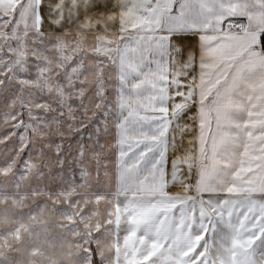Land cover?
<instances>
[{
  "label": "rangeland",
  "instance_id": "1",
  "mask_svg": "<svg viewBox=\"0 0 264 264\" xmlns=\"http://www.w3.org/2000/svg\"><path fill=\"white\" fill-rule=\"evenodd\" d=\"M20 3L0 5V264H118L113 194L160 159L143 153L167 132L181 54L145 13L41 32Z\"/></svg>",
  "mask_w": 264,
  "mask_h": 264
},
{
  "label": "snow or ice",
  "instance_id": "2",
  "mask_svg": "<svg viewBox=\"0 0 264 264\" xmlns=\"http://www.w3.org/2000/svg\"><path fill=\"white\" fill-rule=\"evenodd\" d=\"M27 3L21 0L18 12ZM72 6L81 21L93 14L111 15L113 8L112 0H88L83 13L79 4ZM47 12L44 0L33 6L39 31L60 33L67 15L57 10L50 17ZM169 31L168 53L181 54L184 75L178 95L166 104L167 132L143 153L159 152L160 159L154 158L140 177L135 190L141 198L129 221L135 229L129 234L138 241L152 237L151 251L137 252L136 260L125 264H222L212 249L224 246L226 234L244 240L246 247L264 241V59L238 56L231 39L212 27L196 30L195 36L182 27ZM256 47L264 52V31ZM118 109L114 126L127 119L126 109ZM164 252L176 255L157 260ZM241 264L264 261L244 259Z\"/></svg>",
  "mask_w": 264,
  "mask_h": 264
},
{
  "label": "crops",
  "instance_id": "3",
  "mask_svg": "<svg viewBox=\"0 0 264 264\" xmlns=\"http://www.w3.org/2000/svg\"><path fill=\"white\" fill-rule=\"evenodd\" d=\"M5 1L8 2L1 3L0 1V5H12L16 2V0ZM86 2L88 0H59V3H54L53 0H44L48 9L47 15L50 17H55L57 10L67 15L66 27L61 32H77L79 22L82 24L81 27H91L96 32H108L114 27L113 22L142 20V17L138 18L136 15L134 16V13H145L148 15L147 20L163 21L165 31L182 27L187 28L195 36L196 30L212 27L221 37L231 39L238 56L250 60L264 59V52L256 47L259 44V34L264 31V0H112L111 15L97 17L93 14L81 21L77 19L76 8L72 5L74 3L79 4L80 11L83 13ZM100 2L103 3L104 0H100ZM40 3L41 0H28L21 13L27 22H34L31 26L35 30L39 29V16L34 15L33 6ZM141 6H145V11L141 9ZM152 14L154 17L150 16ZM53 22L58 23L57 20ZM234 25L239 26L240 30H235ZM44 31L53 32L47 28ZM209 38L214 39V36H206L205 40ZM136 179L129 184L130 187H127L126 178H123L122 182L119 183L120 187L116 188L113 194L116 213L113 248L118 264H125L126 260H136L137 252L143 254L146 251H151V236L148 237L147 241L141 242L129 234L135 230L129 224L135 215V201L141 198L140 193L135 190L141 186L140 178ZM209 235L211 236V233ZM218 254L222 258V264H241L244 259L264 261V241L246 247L244 240L226 234L224 246L216 244L212 249L214 258ZM175 255L176 253H173L169 256L167 252H164L160 254L157 260L169 261ZM153 264H156V261Z\"/></svg>",
  "mask_w": 264,
  "mask_h": 264
}]
</instances>
